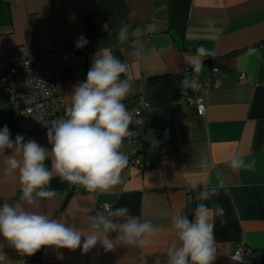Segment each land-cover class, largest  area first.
<instances>
[{"label":"crops","instance_id":"crops-1","mask_svg":"<svg viewBox=\"0 0 264 264\" xmlns=\"http://www.w3.org/2000/svg\"><path fill=\"white\" fill-rule=\"evenodd\" d=\"M153 20L161 24L156 33L146 31ZM122 24L129 25V40L123 44L118 40ZM81 35L88 43L78 49L75 41ZM135 39L145 44L143 60L134 55ZM30 43L73 50L68 76L58 84L66 107L99 49L107 48L127 62L133 92L123 102L129 108L143 95L154 107L143 116L140 146L155 166L124 169L123 183L99 195L82 187L76 195L75 185L53 172L48 187L55 197L24 207L87 234V217L108 212L101 206H127L131 215L151 219L159 231L143 249L121 246L105 251L98 243L84 253L80 248L45 246L32 256L21 255L0 236V264H154L157 256L166 264V251L176 239L171 217L179 213L193 221L200 203L210 208L220 204L225 210L226 223L215 220L213 264H234L229 258L237 244L253 251L252 264H264V0H0V78L3 53ZM200 45L217 56L205 59L203 70L194 74L190 61ZM213 67L220 87L210 91L206 114L200 117L177 96L176 79L190 70L191 77L203 80ZM240 74L247 76V85L238 86ZM13 115L0 83V129L7 125L14 140L19 133ZM31 139L51 150L47 133ZM133 144L128 141L127 149ZM236 154L246 163L254 162V168L234 173L227 161ZM202 159L212 167L201 168ZM45 163L51 170V160ZM5 167L0 157V206L23 203L18 174L6 175ZM194 182L217 187L219 195L207 201H200L196 192L189 197L188 185ZM109 235L114 239L117 234Z\"/></svg>","mask_w":264,"mask_h":264},{"label":"clouds","instance_id":"clouds-1","mask_svg":"<svg viewBox=\"0 0 264 264\" xmlns=\"http://www.w3.org/2000/svg\"><path fill=\"white\" fill-rule=\"evenodd\" d=\"M160 29L161 24L156 20L146 25V31L150 33ZM213 30L209 28V31ZM118 40L121 44L129 40L128 24L121 25ZM87 43L86 37L81 35L75 46L80 49ZM133 44L135 57L143 60L144 42L135 39ZM216 56L213 49L204 45L197 47L190 61L193 73H200L203 61ZM128 72V63L114 56L109 49H99L94 54L86 80L73 88L65 115L48 125L50 151L33 139L25 142L20 134L13 140L7 125L0 129V157L6 165L4 172L13 178L18 174L19 199L23 202L14 205L5 202L0 206V236L21 255L32 256L45 246L72 251L80 248L87 253L98 243L105 251L121 246L143 249L157 235L159 228L151 219L142 220L131 215L127 206L88 216L87 234L74 225L69 226L24 207V204L37 205L39 200L55 197V192L48 187L53 172L62 181L80 186L93 195L111 193L123 183L122 173L129 159L121 149L125 138L133 135L130 129L133 113L123 102L133 92V80ZM197 87L196 76L191 79L185 76L181 80L182 93ZM6 150L11 154L5 155ZM49 159L51 170L45 163ZM227 163L234 173L254 168V162L246 163L242 154L233 155ZM200 166L204 170L212 167L207 159H202ZM188 187L196 192L200 201L219 195L217 187L206 182H194ZM224 216L222 205L215 204L210 208L206 203L197 205L193 221L188 216L174 214L170 227L176 239L166 251V264H213L217 249L215 220L220 218L222 224L226 223ZM110 233L117 235L112 239ZM154 264H161L159 256Z\"/></svg>","mask_w":264,"mask_h":264},{"label":"built area","instance_id":"built-area-1","mask_svg":"<svg viewBox=\"0 0 264 264\" xmlns=\"http://www.w3.org/2000/svg\"><path fill=\"white\" fill-rule=\"evenodd\" d=\"M73 55V50L61 44H25L9 48L3 53V75L0 83L3 86V101L13 106L14 121L18 133L25 140L34 136L47 133L48 125L65 115L66 104L63 96L58 91V84L68 76V61ZM190 70H186L176 79L177 96L197 112L200 117L205 116L208 105V95L211 90L220 87L217 78L218 70L212 68L203 80L198 79L196 90L188 89L181 92V80L185 76L191 77ZM238 86L248 84L245 74H240ZM153 105L140 95L136 101L127 108L133 113V122L130 129L133 135L125 138L123 151L129 159L125 169H138L146 171L155 166L152 158L144 154L140 146L141 130L144 126L143 116L153 110ZM133 146L127 149V142ZM143 154L140 158L139 155ZM80 186L75 185L74 194L79 195ZM197 191V190H196ZM198 192V191H197ZM195 191H189V197ZM108 211L107 205L100 207ZM253 251L244 244H237L230 255L234 264H252Z\"/></svg>","mask_w":264,"mask_h":264}]
</instances>
